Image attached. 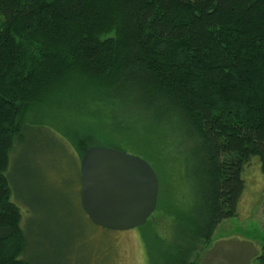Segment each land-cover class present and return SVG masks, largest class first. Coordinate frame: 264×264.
Segmentation results:
<instances>
[{
    "label": "trees",
    "instance_id": "obj_1",
    "mask_svg": "<svg viewBox=\"0 0 264 264\" xmlns=\"http://www.w3.org/2000/svg\"><path fill=\"white\" fill-rule=\"evenodd\" d=\"M0 15V264H30L7 170L31 111L80 159L106 142L181 158L193 216L166 264H197L236 215L243 167L264 174V0H0Z\"/></svg>",
    "mask_w": 264,
    "mask_h": 264
},
{
    "label": "rangeland",
    "instance_id": "obj_2",
    "mask_svg": "<svg viewBox=\"0 0 264 264\" xmlns=\"http://www.w3.org/2000/svg\"><path fill=\"white\" fill-rule=\"evenodd\" d=\"M45 113L44 121L40 112L27 114L23 140L9 154L10 199L20 211L24 235L20 258L30 264H166L168 256L175 258L186 237L179 220L193 216L194 207L182 159L153 162L144 152L127 149L153 167L157 207L145 224L132 229L96 225L80 203L79 155L48 127L52 119ZM138 132L146 133L142 128ZM164 154L169 159L176 150L167 148ZM241 178L236 215L222 220L210 242L193 254L197 264H257L264 241V174L257 157L243 167Z\"/></svg>",
    "mask_w": 264,
    "mask_h": 264
},
{
    "label": "water",
    "instance_id": "obj_3",
    "mask_svg": "<svg viewBox=\"0 0 264 264\" xmlns=\"http://www.w3.org/2000/svg\"><path fill=\"white\" fill-rule=\"evenodd\" d=\"M79 180L80 203L96 225L132 229L145 224L156 208V174L137 155L111 147H88L80 159Z\"/></svg>",
    "mask_w": 264,
    "mask_h": 264
}]
</instances>
